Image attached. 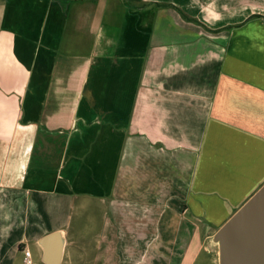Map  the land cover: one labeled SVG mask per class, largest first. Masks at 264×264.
I'll return each instance as SVG.
<instances>
[{"label":"crops","instance_id":"crops-1","mask_svg":"<svg viewBox=\"0 0 264 264\" xmlns=\"http://www.w3.org/2000/svg\"><path fill=\"white\" fill-rule=\"evenodd\" d=\"M141 2L0 0V264L59 230L62 264H217L264 185V0Z\"/></svg>","mask_w":264,"mask_h":264},{"label":"water","instance_id":"water-1","mask_svg":"<svg viewBox=\"0 0 264 264\" xmlns=\"http://www.w3.org/2000/svg\"><path fill=\"white\" fill-rule=\"evenodd\" d=\"M63 230L41 238L43 264H62ZM218 264H264V185L211 238Z\"/></svg>","mask_w":264,"mask_h":264},{"label":"rangeland","instance_id":"rangeland-1","mask_svg":"<svg viewBox=\"0 0 264 264\" xmlns=\"http://www.w3.org/2000/svg\"><path fill=\"white\" fill-rule=\"evenodd\" d=\"M128 1L130 2L131 0ZM88 211H84L80 208L77 211L75 210L71 218V221L69 222V226L72 225V228L75 230V232L80 234L79 236H84L85 231H88L87 227H85L86 224H88V227L91 228L93 232L99 230L101 223V218H99L100 217L99 210L96 209V207H90ZM43 221L44 223H48L49 225L48 217L45 214L43 216ZM53 221H55L54 224H56L57 221L56 218L53 217ZM29 250L32 253L34 264H43L38 259L35 258L32 249ZM215 251L217 253L216 248ZM217 264H218V256H217Z\"/></svg>","mask_w":264,"mask_h":264},{"label":"built area","instance_id":"built-area-1","mask_svg":"<svg viewBox=\"0 0 264 264\" xmlns=\"http://www.w3.org/2000/svg\"><path fill=\"white\" fill-rule=\"evenodd\" d=\"M24 253V262L25 264H34V260H33V256L32 253L29 249H24L23 250Z\"/></svg>","mask_w":264,"mask_h":264},{"label":"trees","instance_id":"trees-1","mask_svg":"<svg viewBox=\"0 0 264 264\" xmlns=\"http://www.w3.org/2000/svg\"><path fill=\"white\" fill-rule=\"evenodd\" d=\"M125 1H127V3H128V0H125ZM132 1V0H131ZM134 1V0H133ZM139 4H137V5H131V4H128V6L129 7H144L145 6V4L144 3H142L141 2V0H136Z\"/></svg>","mask_w":264,"mask_h":264}]
</instances>
